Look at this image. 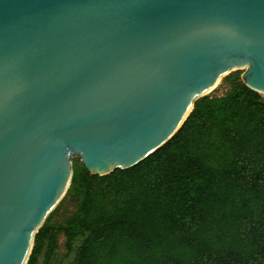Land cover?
Returning <instances> with one entry per match:
<instances>
[{"label": "water", "instance_id": "95a60500", "mask_svg": "<svg viewBox=\"0 0 264 264\" xmlns=\"http://www.w3.org/2000/svg\"><path fill=\"white\" fill-rule=\"evenodd\" d=\"M238 69L264 94V0H0V264H27L75 156L138 164Z\"/></svg>", "mask_w": 264, "mask_h": 264}, {"label": "trees", "instance_id": "16d2710c", "mask_svg": "<svg viewBox=\"0 0 264 264\" xmlns=\"http://www.w3.org/2000/svg\"><path fill=\"white\" fill-rule=\"evenodd\" d=\"M221 86L138 164L103 176L73 166L27 264H51L61 232L71 264H264V96L239 72ZM65 202L76 210L52 223Z\"/></svg>", "mask_w": 264, "mask_h": 264}, {"label": "rangeland", "instance_id": "374dc122", "mask_svg": "<svg viewBox=\"0 0 264 264\" xmlns=\"http://www.w3.org/2000/svg\"><path fill=\"white\" fill-rule=\"evenodd\" d=\"M233 72H239V74L242 75V73L244 72V69H238V70H235ZM221 81L218 84V86L214 89V90H216V93L218 95H221L223 93V91L225 90V88L223 86H221ZM213 91H211V92H213ZM262 95L264 96V94H262ZM81 163H82V161H81L79 156H75L73 158V166L74 167L80 165ZM75 210H76V204L75 203L65 202L64 204H62L61 209L58 212L54 213L51 222L56 223V224H61L63 221H65V219L70 217ZM74 257H75V252L71 251L69 253L67 251V249L65 247V236L63 235L62 232L59 233L58 248L56 250V254H55L54 259H53L51 264H71ZM43 258H44V256H43V254H41L38 258L37 264H43Z\"/></svg>", "mask_w": 264, "mask_h": 264}, {"label": "bare ground", "instance_id": "6f19581e", "mask_svg": "<svg viewBox=\"0 0 264 264\" xmlns=\"http://www.w3.org/2000/svg\"><path fill=\"white\" fill-rule=\"evenodd\" d=\"M216 88V87H215ZM215 88L211 89L209 92L213 91ZM208 92V91H207Z\"/></svg>", "mask_w": 264, "mask_h": 264}]
</instances>
